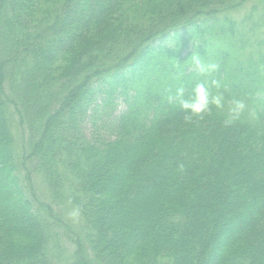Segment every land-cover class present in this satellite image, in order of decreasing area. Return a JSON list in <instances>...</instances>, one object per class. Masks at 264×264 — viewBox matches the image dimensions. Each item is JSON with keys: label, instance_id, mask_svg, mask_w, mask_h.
Returning <instances> with one entry per match:
<instances>
[{"label": "trees", "instance_id": "trees-1", "mask_svg": "<svg viewBox=\"0 0 264 264\" xmlns=\"http://www.w3.org/2000/svg\"><path fill=\"white\" fill-rule=\"evenodd\" d=\"M242 1L0 0V264H264V53L243 58ZM211 79L257 119L225 127L226 103L185 124L166 89Z\"/></svg>", "mask_w": 264, "mask_h": 264}, {"label": "clouds", "instance_id": "clouds-1", "mask_svg": "<svg viewBox=\"0 0 264 264\" xmlns=\"http://www.w3.org/2000/svg\"><path fill=\"white\" fill-rule=\"evenodd\" d=\"M191 64L195 71L201 76H211L220 70V65L215 62H205L197 53H193L190 57ZM177 65H179L177 63ZM220 82L216 79L202 80L197 82L193 87L190 95H185L183 85L176 87L173 92L166 89V100L169 104L178 105L184 112V123L191 124L193 122H202L207 116L212 115L213 109L224 110L227 103V112L225 114L223 125L229 127L241 120L247 113L251 120L257 119L256 109L249 108L241 99L233 98L226 101V97L220 91ZM179 171L183 172L184 165H179ZM68 219L73 222H79L81 217V209L79 206L73 207L67 214Z\"/></svg>", "mask_w": 264, "mask_h": 264}, {"label": "rangeland", "instance_id": "rangeland-1", "mask_svg": "<svg viewBox=\"0 0 264 264\" xmlns=\"http://www.w3.org/2000/svg\"><path fill=\"white\" fill-rule=\"evenodd\" d=\"M234 17L236 18L238 35H244V40H247V44L241 51L243 58L250 56L254 59L258 58L260 54L264 53V0H243L242 5L234 12ZM15 130L18 135L22 133L20 130L18 131V128ZM33 183L38 196L49 202L51 195L42 177H35ZM71 209L72 207L70 206L63 207V205L57 204L55 212L71 224L72 228H74L73 232H71L74 237L77 233L76 230L78 232L81 230L82 219L80 217L79 222H73L68 219L67 214ZM81 231L84 230L82 229Z\"/></svg>", "mask_w": 264, "mask_h": 264}]
</instances>
